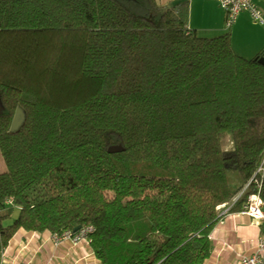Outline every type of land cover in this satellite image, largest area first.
Wrapping results in <instances>:
<instances>
[{
  "label": "trees",
  "instance_id": "16d2710c",
  "mask_svg": "<svg viewBox=\"0 0 264 264\" xmlns=\"http://www.w3.org/2000/svg\"><path fill=\"white\" fill-rule=\"evenodd\" d=\"M188 16L189 0H0V264L20 229L85 225L101 264H203L218 208L264 203V49L238 56Z\"/></svg>",
  "mask_w": 264,
  "mask_h": 264
},
{
  "label": "crops",
  "instance_id": "0c3cea01",
  "mask_svg": "<svg viewBox=\"0 0 264 264\" xmlns=\"http://www.w3.org/2000/svg\"><path fill=\"white\" fill-rule=\"evenodd\" d=\"M160 6L178 4L181 0H157ZM264 10V0H252ZM264 18V12L261 10ZM225 14L219 0H189L188 27L198 36L214 37L223 34ZM234 53L246 59L264 49V24L253 22L249 12L238 15L229 30ZM264 222L254 223L246 215L229 212L222 225L216 224L210 233V255L203 264H237L239 254H251L257 239L263 236ZM3 264H101L89 243L73 246L63 241L54 246L51 233L18 230L3 251Z\"/></svg>",
  "mask_w": 264,
  "mask_h": 264
},
{
  "label": "built area",
  "instance_id": "2783aa9c",
  "mask_svg": "<svg viewBox=\"0 0 264 264\" xmlns=\"http://www.w3.org/2000/svg\"><path fill=\"white\" fill-rule=\"evenodd\" d=\"M220 7L224 11V29L230 30L235 24L237 17L242 12H249L253 22L258 24H264V19L261 10L256 7L252 0H219ZM259 191V185H258ZM231 206V205H230ZM230 206L222 205L218 209L222 215L218 221V225L224 223V216L228 214ZM239 215H246L252 219L254 223L264 222V203L260 200L258 193L248 196L246 202L242 205ZM91 225H85L80 227L76 232L63 231L61 233L51 234V241L54 246H58L63 241H69L73 246H77L80 243H87L89 235L93 232ZM210 240V236H209ZM1 264L4 263V257L2 253ZM18 264H31L30 262H23ZM49 264V263H44ZM237 264H264V236H260L257 239L255 248L251 254H239Z\"/></svg>",
  "mask_w": 264,
  "mask_h": 264
},
{
  "label": "water",
  "instance_id": "95a60500",
  "mask_svg": "<svg viewBox=\"0 0 264 264\" xmlns=\"http://www.w3.org/2000/svg\"><path fill=\"white\" fill-rule=\"evenodd\" d=\"M126 1H135V0H126ZM259 62L262 65H264V58H261L259 60ZM1 112H2V106H1V102H0V113ZM24 122H25V113L20 107H18L16 109V111L14 112V115L12 117L9 131L11 133L17 132L23 126ZM78 229H79V227H76L74 229V232H76Z\"/></svg>",
  "mask_w": 264,
  "mask_h": 264
},
{
  "label": "rangeland",
  "instance_id": "374dc122",
  "mask_svg": "<svg viewBox=\"0 0 264 264\" xmlns=\"http://www.w3.org/2000/svg\"><path fill=\"white\" fill-rule=\"evenodd\" d=\"M261 10L264 12L263 8ZM223 145H224V148L225 149H228L229 148V143H228L227 140L224 141V144ZM3 170H4V163H3V160H2L1 155H0V172L3 171ZM14 217H15V215H14ZM11 222L12 221H8V223H11Z\"/></svg>",
  "mask_w": 264,
  "mask_h": 264
}]
</instances>
